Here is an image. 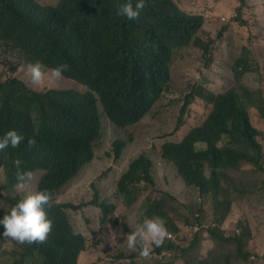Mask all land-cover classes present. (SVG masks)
Listing matches in <instances>:
<instances>
[{"label": "trees", "instance_id": "trees-1", "mask_svg": "<svg viewBox=\"0 0 264 264\" xmlns=\"http://www.w3.org/2000/svg\"><path fill=\"white\" fill-rule=\"evenodd\" d=\"M117 2L125 0H58L49 4L38 0H0V58L4 60L12 53L15 63L20 60L67 64L65 76L90 88L86 92L50 88L30 93L17 77L7 75L9 78L0 82V137L11 129L24 137L17 149L9 146L0 151V167L5 168L7 177L3 188L16 183L14 161L21 160L26 171L46 170L38 188L50 191L53 199L95 154L94 141L101 127L95 93L110 118L127 128L142 121L170 89L173 53L192 43L201 19L187 16L176 0H146L142 18L136 22L143 29L145 40L143 50L135 55L138 44L113 30L112 25L127 22L116 15ZM241 2L244 5L246 0ZM196 97L215 102L211 113L202 123L189 128L181 141L160 144L159 150L174 161L181 181L197 187L201 198H212L214 213L232 210L230 195L233 191L244 192L246 185L243 180L231 178L227 171L244 162L261 168L260 147L253 142L257 130L235 92L210 96L201 89H193L186 96L176 129L185 126L184 115ZM222 134L235 139L237 148H219L216 142ZM29 140L35 141L34 146L29 147ZM200 143L205 147H199ZM126 145L123 139L114 142L115 160L122 157ZM251 146L255 156H251ZM130 166L117 182L122 195L120 207L100 201L95 188L93 203L102 208L103 219L115 211L112 215L116 218L126 217L144 193L141 207L145 216L163 218L168 231L183 230L189 223L174 205L175 196L157 187L152 160L143 152ZM221 181L227 190L222 188ZM219 193L224 199L217 197ZM5 199L9 206L0 209V218L15 204L10 197ZM47 215L53 221L49 241L31 247L41 248L46 256L44 264H78L76 254L82 239L71 233L68 215L58 207L48 209ZM2 233L0 225V240ZM197 239L196 235L191 245H198ZM164 245L175 247L169 239Z\"/></svg>", "mask_w": 264, "mask_h": 264}, {"label": "rangeland", "instance_id": "rangeland-1", "mask_svg": "<svg viewBox=\"0 0 264 264\" xmlns=\"http://www.w3.org/2000/svg\"><path fill=\"white\" fill-rule=\"evenodd\" d=\"M38 1L42 4H49L58 0ZM176 1L187 11L193 12L191 5L194 0ZM254 3H264V0H248L249 6ZM234 4L235 2L229 3V0H217L213 13L219 16L225 13V8H232ZM202 8L205 10L204 5ZM245 13L243 11V16ZM248 15L249 13L246 14V16ZM234 20L238 21L236 13L230 19L222 21L224 25L221 27L207 26L206 37H214L215 40L213 61L210 67L206 66L203 51L199 48L188 47L178 49L176 53H173L171 63L173 84L170 91L165 93L142 121L123 128L114 124L102 113L101 135L94 143L95 158L56 196L59 202H73L82 206L80 209H67L76 231L85 232L88 236V252L85 254L82 264H139L138 261L130 257L134 250L127 247L126 235L145 218H148L144 215V210L141 207L144 193L138 199L137 205L130 209L127 217L121 221L112 217L110 221L105 222L102 219V211L95 205L87 203L93 199L94 186H97L101 191L102 199L114 202L120 207L121 195L117 189V181L129 162L142 152H146L154 161L157 187L176 197L174 205L185 215L184 217L189 223L187 225H190L184 231L185 237L181 238L183 244L176 253V257L180 258L179 264H187L195 258L207 257L210 254L217 257L226 250L235 247L231 243H216L213 236H209L208 230L204 228L203 233H199L201 238L199 247L192 251H186L198 234L195 233L198 227L191 226L195 223L196 210L203 206L206 213L214 214L213 200L210 197L201 198L198 188L194 186L187 188L179 179L175 165L170 160L162 158L158 149V145L164 142L181 140L189 128L202 123L210 113L212 105L202 98H196L185 115V126L176 129L184 97L193 88V85L190 84L193 80L200 78V84L214 92H223L233 87L239 89L245 86L264 96V51L256 43L259 36L264 38V26L260 25L261 31L260 27L244 26L238 22L240 25L238 29L231 28V21ZM228 29L229 31L226 33ZM251 33L256 35V39L249 56L250 71L242 77H238L234 69L235 62L243 55L245 46H248ZM225 34H227V41L224 40ZM0 62L2 64V66L0 64V72L12 71L11 66L16 64L12 53L8 54L4 60L0 58ZM18 69L17 77L24 80L29 79L28 75L30 74L27 75V68ZM7 78L9 76L0 74V82ZM48 84L46 88L50 86L75 88L80 91L87 90V87L66 78L55 82L48 79ZM250 111L255 126L262 129L264 120L259 116V110L250 108ZM117 139L127 142L119 160H115L113 153L114 142ZM227 172L234 180L245 181L246 189L243 193L233 191L229 197L233 203L229 215L232 219L227 225L225 223L223 225L225 235H240L237 233L238 228H241L242 234L243 228L240 226V222L243 227H246L250 226V221H252L254 227L259 230L257 245L252 237V240L245 246V251L251 253L250 259L248 261L234 259L232 264H264V170L258 169L254 164L244 162ZM41 174L42 172L39 171L33 173L28 191H36ZM5 178V171L0 168V184L5 182ZM224 188L227 190L226 186ZM9 191L0 192V207H7L5 195ZM13 192L21 196L25 194L18 192L16 188L13 189ZM221 199H224L222 195ZM91 247H97L98 252ZM257 249L263 256L255 254L258 253ZM23 253V246L12 244L6 239L0 240V264H20L19 256Z\"/></svg>", "mask_w": 264, "mask_h": 264}, {"label": "clouds", "instance_id": "clouds-1", "mask_svg": "<svg viewBox=\"0 0 264 264\" xmlns=\"http://www.w3.org/2000/svg\"><path fill=\"white\" fill-rule=\"evenodd\" d=\"M216 2L217 0H194L191 5L193 12L187 11L180 5L183 8V10L186 13H188L187 16L199 17L201 19V25L197 29L195 34L193 35L191 39L192 43L187 46L175 49L174 53H176L178 49H183V48H188V47L199 48L200 50L203 51V58L206 61V66L210 67L213 61V45H214L215 40H214V37H206V28L209 25L215 26V27L223 26L224 22L222 21L230 19L232 16L235 15V13L238 17V21L236 20L231 21V25H230L231 28L238 29L240 27L238 22H240L244 26L260 27L262 31V27L260 25L264 26V3H254L249 6L248 0H246L244 5H242L241 0H229V3L235 2L234 7L225 8V13L217 16L213 13V10L216 9ZM203 5L205 7V10H202ZM206 6H208L209 8H207ZM115 7H116V15L120 17H124L127 22L122 23L120 25H112L114 27L113 30L115 31L116 34H118L123 39L129 40L130 42L133 41L135 45L138 44L136 46L134 45L135 50H136L135 55H138L143 50L145 33L142 28L136 26L137 25L136 22L142 18L141 12L146 7V0H136L135 3H133V0H125V2L123 3L117 2ZM243 11L246 12L244 16H243ZM247 13H249L248 16H246ZM228 31L229 29L226 31V33ZM255 39H256V35L251 33L249 37L248 46H245L243 55L239 57L235 62L234 69L238 77H242L246 72L250 71L249 56L252 52V48L255 45ZM224 40L227 41V34L224 35ZM256 43L260 45V48L264 51V38L259 36L258 39L256 40ZM171 56H172V53H171ZM244 57H246V60L243 59ZM171 63H172V59H171ZM18 68H27V75L28 73L30 74L28 75L29 79L27 78L26 80H24L22 78L17 77L18 71H19ZM170 68H171V64H170ZM68 70H69V66L67 64H47V63L44 64L41 61L29 63V62H23V61L18 60L16 64L12 67V71L9 70L5 72H0V74L1 75L4 74V76L9 75V76H14V77L19 78L22 87H24L26 91L32 93L33 91L44 92L50 88H65V87H50V86L49 88H46V87H48L49 85L48 79H50L53 82L59 81L62 78L74 80L72 78L65 76L64 72ZM78 83L87 87L86 91L90 90L88 86L80 82ZM190 84L193 85V88L184 97V102L180 109L179 118L182 113V108L185 104V98L188 94H190V92L193 91V89H201L209 93L210 96H218L226 91L235 92L240 98V101H241L240 103L243 106L244 111L246 112L247 116L250 117L251 124L257 130L256 133L254 134L253 142L257 143L260 147V162L258 163V165L261 167L259 168L260 170H264V127L262 129H258L255 126L252 120V114L250 111V108H255L259 110V116L264 120V96L245 86H242L239 89L233 87L223 92H214V91L207 89L203 85H201L200 78L193 80L192 82H190ZM170 88H171V85H170ZM70 89L80 91L75 88H70ZM86 91H80V92H86ZM169 91L170 89L166 90L163 93V95L156 101V103L165 95V93H168ZM95 94L98 98V109H99L100 121H101L100 133H99V136L95 139L96 141L101 135L102 113H104V115L108 119H110L114 124L116 125L118 124L115 123L110 118V116L106 113L103 103L100 100L98 94L97 93ZM196 98H200V97H196ZM206 102L212 105V109H211L212 111L215 102L211 99H209ZM0 105H1V102H0ZM188 109L189 107L187 108V111ZM20 133L21 132H18L15 129H11L7 131L2 137H0V151L5 150L9 146L17 149L21 141L24 139V137ZM181 140L174 141V142H179ZM167 142H170V141H167ZM28 143H29V147H32L34 146L35 141L29 140ZM234 143H235V139L229 136H226L224 134H222L220 139L216 142L219 148L229 145L232 148L236 149L237 147ZM198 146L205 147V144L200 143L198 144ZM159 148H160V144L158 145V149ZM159 151L161 153V157L164 159H167L163 156L162 151L161 150ZM146 155L152 160V164H153L152 167L154 169L155 164H154L153 159L147 153ZM251 156H255V151L253 150L252 146H251ZM94 158H95V154L93 156V159ZM93 159L91 161L88 160L84 162L81 165V167L78 169V171L68 179L66 184L58 192H56L53 199H52L53 194L46 189L40 190L39 188H37L36 191L27 190L29 188L31 180L33 179V173L38 172V171L42 172L39 178V181H40L41 177L44 175L46 170L37 169L34 171H26L21 167L22 161L15 160L14 164H15L16 171L14 175H15L16 183L11 188H3L2 186L7 183V177H6L5 168L0 167L4 169L5 177H6L5 182L0 184V187H2L0 188V192H2L3 190H10L9 193L5 195V198L10 197L12 203H15L11 207L10 211L4 214L2 218H0V225L3 226V233H2L3 236L1 237L3 239L8 240L12 244H16L17 246L24 247V253L19 256L20 264H44L45 263L46 256L44 252L41 250V248H34L31 246L41 245L49 241L48 235L53 230V221L48 218L47 210L51 209L52 207L53 208L58 207L63 213H66L69 218V214L67 212L68 208L80 209L82 207L81 205H76L73 202H59L56 199V196L61 192V190L70 181L76 178L80 174V172L88 164H90L93 161ZM170 161L177 168L174 161L172 160ZM130 162L126 170H128L129 167H131ZM39 181H38V185H39ZM182 182L185 184L184 181ZM221 186L222 188H224L223 181H221ZM186 187L191 188V186H188V185H186ZM14 188H16L18 192H22L25 194L23 196L15 194L13 192ZM95 188H98V187L94 186V195H95ZM98 190H99V200L100 201H105L107 202V204L118 207L116 203L110 202L106 199H102L101 191L99 188ZM221 195L222 193H219L217 197L221 199ZM93 200H94V196H93V199L87 204L95 205L102 211V208L98 206L97 204L93 203ZM121 202H122V195H121V201L119 203L121 204ZM53 204L55 205L53 206ZM8 206H9V203H7V207ZM232 206H233V203H232ZM7 207L1 206L0 209L7 208ZM231 211L232 210H227V211H222L220 213L209 214V213H204L202 211V206L198 208V211L195 212V223L191 225V226L198 227V229L195 231V233H198L197 234L198 245L196 246L190 245L186 251H192L199 247L201 243V238L199 236V233H203L204 228L208 230L209 236L210 235L213 236L216 243H231V244H234L235 247H233L231 250H226L225 252H223L217 257L210 254L207 257L195 258L187 262V264H232L234 259H241L242 261H248L250 259L251 253H247L245 251V246L249 243L250 240H252V237L256 241V245H257L259 230L256 227H254V225L252 224V221H250V226L243 227V225H240L243 228L242 234H241V228H238L237 233L240 235L226 236L225 230L223 229V225L224 223L227 225V223L231 221L232 218L229 217ZM116 213L117 211H115L114 213H111L109 216L106 217V219H103L105 217L103 213L102 219L105 222H108L110 221L112 217L116 218V216L112 215ZM124 218H121V219L116 218V220L121 221ZM69 221L72 226L71 233L73 235L81 237L82 239V247L79 249V251L76 254V261L78 262V264H82L83 258L85 254L88 252V249H87L88 247L87 237L88 236L85 232L83 233L77 232L70 218H69ZM189 227L190 225H186L183 230L179 232H172V231H168L166 222L163 218L156 217V216L151 217V218L150 217L145 218L142 223L138 224L134 230L129 231L128 234L126 235L127 247L129 249L134 250L130 254L131 255L130 257L138 261L139 264H179L180 258L176 257V253L177 251L181 249V245L183 244L181 238L185 237L184 231H186ZM127 229H132V228H127ZM166 239L171 240L172 243L175 244V247L166 248L164 245V242ZM91 248L95 249L98 252L97 247H91ZM257 251L259 254L256 252L255 253L256 255L263 256V254H261L258 249Z\"/></svg>", "mask_w": 264, "mask_h": 264}]
</instances>
